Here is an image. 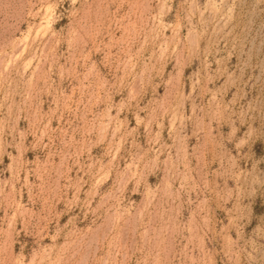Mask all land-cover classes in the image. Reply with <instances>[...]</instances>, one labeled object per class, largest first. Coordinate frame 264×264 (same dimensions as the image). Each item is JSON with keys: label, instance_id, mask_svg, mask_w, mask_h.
I'll list each match as a JSON object with an SVG mask.
<instances>
[{"label": "rangeland", "instance_id": "1", "mask_svg": "<svg viewBox=\"0 0 264 264\" xmlns=\"http://www.w3.org/2000/svg\"><path fill=\"white\" fill-rule=\"evenodd\" d=\"M0 264H264V0H0Z\"/></svg>", "mask_w": 264, "mask_h": 264}]
</instances>
